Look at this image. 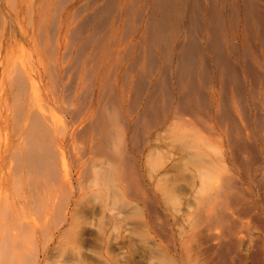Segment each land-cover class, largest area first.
Here are the masks:
<instances>
[{"label": "bare ground", "instance_id": "bare-ground-1", "mask_svg": "<svg viewBox=\"0 0 264 264\" xmlns=\"http://www.w3.org/2000/svg\"><path fill=\"white\" fill-rule=\"evenodd\" d=\"M24 233L34 264H264V0H0V264Z\"/></svg>", "mask_w": 264, "mask_h": 264}, {"label": "rangeland", "instance_id": "rangeland-1", "mask_svg": "<svg viewBox=\"0 0 264 264\" xmlns=\"http://www.w3.org/2000/svg\"><path fill=\"white\" fill-rule=\"evenodd\" d=\"M84 13L85 12H82V15ZM82 15H79V16L82 17ZM34 251H35V243L30 237V233H24L19 238V245H18V251H17L18 254H16L17 261H14L13 264H34ZM47 262L44 264H50Z\"/></svg>", "mask_w": 264, "mask_h": 264}]
</instances>
